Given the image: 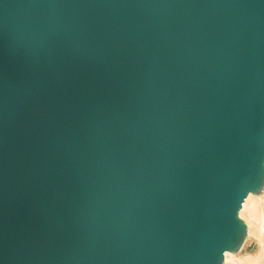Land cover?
I'll return each mask as SVG.
<instances>
[{"label": "water", "instance_id": "water-1", "mask_svg": "<svg viewBox=\"0 0 264 264\" xmlns=\"http://www.w3.org/2000/svg\"><path fill=\"white\" fill-rule=\"evenodd\" d=\"M264 188V0H0V264H222Z\"/></svg>", "mask_w": 264, "mask_h": 264}, {"label": "rangeland", "instance_id": "rangeland-1", "mask_svg": "<svg viewBox=\"0 0 264 264\" xmlns=\"http://www.w3.org/2000/svg\"><path fill=\"white\" fill-rule=\"evenodd\" d=\"M249 194V193H248ZM252 195L256 196L258 199V207L261 208V210H264V188H262V190L260 191V193L258 194H254L251 193ZM259 195V196H258ZM247 214V210L243 209L241 212V217L243 218L244 222L246 223V236L244 238V241L242 243V246L240 248L239 251L237 252H230V251H225L224 252V256H227L228 259V255H230V259H223V263L222 264H234L236 262H238L239 258H244L247 257L249 259H255V261L257 262V264H264V239H260L258 238L253 232H248V214ZM243 215V216H242ZM244 216L246 218H244ZM250 255V256H249ZM243 256V257H242ZM255 256V258L253 257ZM234 258V259H233Z\"/></svg>", "mask_w": 264, "mask_h": 264}, {"label": "bare ground", "instance_id": "bare-ground-1", "mask_svg": "<svg viewBox=\"0 0 264 264\" xmlns=\"http://www.w3.org/2000/svg\"><path fill=\"white\" fill-rule=\"evenodd\" d=\"M262 203H264V202H262ZM258 204L259 203H258L257 197L252 195L251 193H249L244 198V200L242 202V205H241L240 210H239V216L241 217V212L243 209L247 210V214H248L247 223L249 226L248 232H250V233L253 232L258 238L264 239V210H261V208L258 207ZM262 207H264V206H262ZM247 214H245V215H247ZM244 218H246V217L244 216ZM226 255L224 256V259H227ZM229 257H230V255H228V259H230ZM247 257L239 258L238 262H236L234 264H257L255 259L253 260V259H249ZM253 257L255 258V256H253Z\"/></svg>", "mask_w": 264, "mask_h": 264}]
</instances>
